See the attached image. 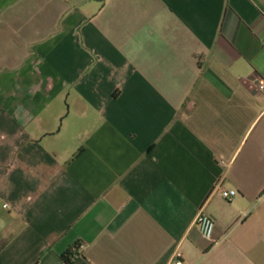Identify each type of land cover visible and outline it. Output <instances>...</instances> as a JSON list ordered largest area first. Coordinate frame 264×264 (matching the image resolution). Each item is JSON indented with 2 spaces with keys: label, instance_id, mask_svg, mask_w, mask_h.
Listing matches in <instances>:
<instances>
[{
  "label": "crops",
  "instance_id": "crops-1",
  "mask_svg": "<svg viewBox=\"0 0 264 264\" xmlns=\"http://www.w3.org/2000/svg\"><path fill=\"white\" fill-rule=\"evenodd\" d=\"M261 80L264 0H0V264H264Z\"/></svg>",
  "mask_w": 264,
  "mask_h": 264
},
{
  "label": "built area",
  "instance_id": "built-area-1",
  "mask_svg": "<svg viewBox=\"0 0 264 264\" xmlns=\"http://www.w3.org/2000/svg\"><path fill=\"white\" fill-rule=\"evenodd\" d=\"M257 89L259 92L264 93V81L263 80L258 82ZM235 194H236L235 191H226V190L221 191L222 197L226 200L232 199V197H234ZM5 207L6 205H3V208ZM195 224L198 226L202 237L206 240H211L213 229H214L213 220L209 216L203 213H199V215L197 216L195 220ZM171 264H182V261L180 260V255L178 253L174 255V259Z\"/></svg>",
  "mask_w": 264,
  "mask_h": 264
},
{
  "label": "trees",
  "instance_id": "trees-1",
  "mask_svg": "<svg viewBox=\"0 0 264 264\" xmlns=\"http://www.w3.org/2000/svg\"><path fill=\"white\" fill-rule=\"evenodd\" d=\"M66 260V262H69V259L67 258V259H65Z\"/></svg>",
  "mask_w": 264,
  "mask_h": 264
}]
</instances>
